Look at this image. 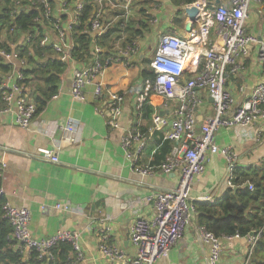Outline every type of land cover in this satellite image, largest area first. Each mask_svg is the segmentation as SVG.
Instances as JSON below:
<instances>
[{"label":"built area","instance_id":"1","mask_svg":"<svg viewBox=\"0 0 264 264\" xmlns=\"http://www.w3.org/2000/svg\"><path fill=\"white\" fill-rule=\"evenodd\" d=\"M14 1L12 18L23 7L19 1ZM29 8L41 7L47 23H42V47L49 48L56 59L66 68L74 62L71 52L74 42L71 34L79 26L78 14L83 9V0H27ZM138 0H125L123 6L113 4L111 0H96L97 11L90 21L89 34L101 36L113 26H118L124 34L133 18L134 4ZM219 1V3H216ZM50 2L53 4L51 8ZM121 10L114 19L106 17L102 10L109 8ZM262 4V0H215L211 4L205 0H197L182 8L195 7L198 10L193 28L184 36H179L173 30L165 31L158 36L156 49L150 58L149 67L154 74L153 82H145L135 92L137 114L141 116L142 106L152 104L146 101L150 91L161 97L164 102L159 106L174 104L171 117H165L155 111L151 117V128L148 134L159 133L161 142L172 144L170 154L156 168L139 163L146 148L147 137L141 131L137 121L131 128L121 126L124 96L107 88L100 78L104 72L114 66L132 67L133 58L139 52V38L135 36L130 42L117 44L114 52L101 57L102 49L94 46L91 55L85 57L86 62L74 68L70 82V97L74 101H85L86 90H92L93 98L101 104L100 113L108 130H122L121 146L131 169L142 176L152 175L155 169L163 174H177L178 182L174 189L159 191L144 198V202L152 203L154 213L151 219L137 217L129 230V241L136 249L133 259L124 261L126 264H155L156 261L168 258L171 250L183 238L184 232L196 214L190 195L193 181L205 172L209 155L219 154L229 164L230 176L227 186L237 180L234 175L236 166L234 153L229 147H218L215 136L219 130L230 128H247L257 120H264V81L259 82L251 90L249 97L240 106H235L232 92L227 88L229 76H236L241 70L240 60L248 57L253 48H257L259 63L264 66V35L247 32L248 13L251 5ZM69 6H73L72 12ZM153 14L147 13V26L158 24L159 5H152ZM27 7V6H26ZM107 7V8H106ZM66 16V19H64ZM183 17H187L183 13ZM52 18V19H51ZM171 23V20H170ZM159 25V24H158ZM14 27L10 30L13 32ZM5 39V35L1 36ZM123 37L121 38V40ZM18 44L6 42L10 51L0 48V59L13 66V70L2 78L0 83V117L12 115L14 124L27 130L34 121L36 104L31 99V88L24 83L21 71L26 68L25 61L18 58L15 52ZM194 64L191 77L185 78L189 66ZM65 68V69H66ZM197 91H204L212 100L213 114L199 124L195 110L201 104ZM55 98V96H53ZM75 126L68 120L63 127L64 137H72ZM259 137V136H258ZM39 159L56 164L57 155L54 151L40 148L36 151ZM6 168L0 165V172ZM264 172V160L262 162ZM252 191L249 182L241 184ZM5 196L0 187V198ZM198 201L214 203L210 195L197 198ZM68 204H58L57 209L68 210ZM64 208V209H63ZM0 221L11 229L10 239L17 251L35 254L37 260H52L53 250L60 244H67L70 249L69 264H80L83 253L80 245V235L75 231L60 230L51 236L35 238L29 225L31 214L26 208H17L7 201L0 202ZM195 231L201 242L209 247L207 264H219L222 253V242L239 239L238 235L217 238L205 227L195 225ZM249 243L244 264H249L252 249L257 241L255 237H245ZM100 253L108 260V264L124 263L123 253L104 242L98 246ZM19 254V253H18Z\"/></svg>","mask_w":264,"mask_h":264},{"label":"crops","instance_id":"2","mask_svg":"<svg viewBox=\"0 0 264 264\" xmlns=\"http://www.w3.org/2000/svg\"><path fill=\"white\" fill-rule=\"evenodd\" d=\"M116 1L119 4L111 0L119 6H123L125 2ZM155 1L160 9L157 14V32L165 28V31L171 29L177 35L184 36L187 20L183 15L181 25L176 26L175 9L170 2ZM137 3L134 4L136 14ZM111 6L114 5H109L108 10L104 8L102 12L112 20L114 17L108 15L109 10L113 9ZM262 13V4L251 5L246 24L248 33L264 35ZM2 41L0 36V42ZM141 45L142 42L131 68L121 65L111 67L104 72L100 81L107 88L124 96L121 126L128 129L139 121L141 131L147 137L146 148L139 163L156 168L165 161L173 146L168 142H161L162 135L157 132L148 134L150 120L155 111L171 117L175 106L171 103L166 106L148 104L150 113L144 111L141 116L137 114L135 92L143 85L140 72L145 68L144 63L150 62L149 55H152L147 50L141 51ZM257 51L255 47L248 57L241 59L242 69L236 76L228 78L227 88L233 94L236 107L246 101L256 84L264 81L263 66L259 63ZM85 62L86 59H83L67 66L60 75L55 98L52 96L49 99L44 109L35 116L29 129L18 128L12 115L0 117V165H6L0 172V187L5 192L0 200L17 208H26L30 212L29 230L35 238L51 236L60 230L77 232L83 253L80 264H108L98 248L103 242L120 250L124 255V262L136 255V249L129 241L133 221L137 217H153V205L145 203L144 198L159 191L174 189L178 175H166L158 169L149 176L133 172L121 146L123 132L106 128L100 113L101 104L93 98L92 90H86L85 101L71 99L72 71ZM195 68L194 64L190 65L185 78L191 77ZM30 80L33 85L39 81L32 77ZM197 93L202 101L195 110V117L201 124L213 114V104L204 91ZM68 120H72L75 126L72 137H64L63 127ZM215 143L218 147L232 149L236 168H262L264 120H257L247 128L219 130ZM40 148L54 151L58 162L53 164L36 157V151ZM228 176L230 173L227 161L219 154L209 155L205 172L191 185L193 206L200 202L197 198L204 195H210L214 199L222 197L228 189ZM64 203L68 204V210L56 208L58 204L62 206ZM196 215L197 213L168 258L160 259L155 264H207L209 247L196 234ZM10 238L9 233L7 241L11 250L19 253L18 264H30L33 260L31 255L18 252ZM248 248L249 243L245 238L223 241L219 264H244Z\"/></svg>","mask_w":264,"mask_h":264},{"label":"trees","instance_id":"3","mask_svg":"<svg viewBox=\"0 0 264 264\" xmlns=\"http://www.w3.org/2000/svg\"><path fill=\"white\" fill-rule=\"evenodd\" d=\"M19 1L23 7L14 18L11 12L14 8L13 0H0V36L5 35V39L0 42V48L10 51L6 42L18 44L23 38L15 52L18 58L25 61L26 68L21 71L25 78L24 83L31 88V99L36 104L35 116L40 113L46 106L49 99L57 93V85L60 82V75L63 74L65 66L62 65L54 56L52 51L47 47H42L40 41L43 36L42 23H47L41 7L29 8L27 0ZM114 3L119 4L116 0ZM175 9L174 24L181 25L182 8L197 0H168ZM211 4L215 0H205ZM153 4L158 5L155 0H139L137 17L128 24L126 32L122 35L119 27L113 26L101 36H91L89 34L90 21L94 19L97 11L96 0H83V9L78 14L79 26L71 34L74 42V49L71 57L75 62H81L85 57L91 55L94 46L102 49L101 57L110 55L114 52L117 44L122 46L130 42L135 36L142 35V31L147 29V7ZM51 8L53 4L50 2ZM27 6V7H26ZM263 7V23H264V0ZM73 6H69L72 12ZM121 13L119 9L109 10L108 15L115 17ZM52 19V18H51ZM66 19V16H64ZM14 27L13 32L10 30ZM123 39L121 40V38ZM149 61L145 62V68L141 70L140 77L142 84L145 82H153L154 74L149 67ZM13 70L10 64H4L0 59V83ZM264 72V66H263ZM30 77L39 79V81L31 83ZM146 101H150L154 106L164 102L157 96L154 91H150ZM145 103L142 106V114L144 111L151 112V108ZM149 107V108H148ZM234 175L237 180L233 185L235 189L228 188L224 195L215 199L214 203L196 202V225L205 227L208 232L213 233L217 238L222 236L238 235L241 238L248 237L250 233H255L257 241L253 247L251 260L249 264H264V172L262 168H253L250 170H241L235 168ZM249 182L253 186V190H248L247 186L241 184ZM2 199L0 200V202ZM11 232L10 227L0 221V264H18L19 254L13 252L7 241V236ZM71 249L67 244H60L53 250L52 260H37L35 254H32V262L30 264H40L46 262L48 264H69V256Z\"/></svg>","mask_w":264,"mask_h":264},{"label":"rangeland","instance_id":"4","mask_svg":"<svg viewBox=\"0 0 264 264\" xmlns=\"http://www.w3.org/2000/svg\"><path fill=\"white\" fill-rule=\"evenodd\" d=\"M139 1V0H138ZM137 1V2H138ZM156 5V4H153ZM153 6H148L147 7V13L153 14ZM136 10L133 13V18H131L132 20L136 19ZM159 25L158 24H153V25H149L147 27L146 30H143L144 34L142 37L139 38V42H142L141 45V51L147 50L150 53L153 52L154 49H156L157 43H158V36L160 35L159 32H157L156 28H158ZM153 54V53H152ZM152 55H149V57L151 58Z\"/></svg>","mask_w":264,"mask_h":264},{"label":"water","instance_id":"5","mask_svg":"<svg viewBox=\"0 0 264 264\" xmlns=\"http://www.w3.org/2000/svg\"><path fill=\"white\" fill-rule=\"evenodd\" d=\"M216 3H219L217 1ZM182 12L185 14L187 17V24L185 25V32L189 33L191 29L193 28L196 16L198 14V10L195 7H189V8H184ZM259 40H261V36L259 35ZM255 233H250L249 237H255Z\"/></svg>","mask_w":264,"mask_h":264}]
</instances>
